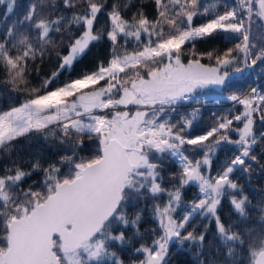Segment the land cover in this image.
I'll use <instances>...</instances> for the list:
<instances>
[{
	"label": "snow or ice",
	"instance_id": "snow-or-ice-1",
	"mask_svg": "<svg viewBox=\"0 0 264 264\" xmlns=\"http://www.w3.org/2000/svg\"><path fill=\"white\" fill-rule=\"evenodd\" d=\"M152 3L149 18L142 6L126 15L133 0H26L20 12L0 0V72L19 97L0 107V264H125L128 251L130 264H169L173 244L194 264H264V188L254 203L236 177L264 172V88L234 83L264 77V0ZM219 36L231 46L196 50ZM104 42L107 57L72 76ZM53 56L33 84L36 61ZM209 88L232 108L193 134L201 108L181 109ZM33 134L63 154L25 157L16 142Z\"/></svg>",
	"mask_w": 264,
	"mask_h": 264
},
{
	"label": "trees",
	"instance_id": "trees-1",
	"mask_svg": "<svg viewBox=\"0 0 264 264\" xmlns=\"http://www.w3.org/2000/svg\"><path fill=\"white\" fill-rule=\"evenodd\" d=\"M26 3V0H18V4L20 7L17 8V12L22 11L24 4ZM134 7L129 10L126 15L128 17L131 16V12L135 11V6H142L145 13L149 16V18L154 17L155 15V7L152 3V0H133ZM5 11L4 6H0V13H3ZM105 21V17L103 14L100 16L99 23L103 24ZM202 22V18H195L194 24H199ZM99 26V25H98ZM231 44L224 40L223 36H219L216 39H211L207 41H196V50L198 52H206L208 50H211L212 48H219L224 49L226 47H230ZM186 48H191V44L186 45ZM107 49L108 45L106 42L102 43L98 47H94L87 56H85L75 67V70L71 73L72 76H76L77 74L86 71L91 70L93 65V62L97 59H104L107 57ZM185 58V62H186ZM203 62L207 63V60H204ZM36 64L39 65V75H37V72L35 68L33 69L30 79L33 84L38 85L40 77L45 76L46 74H50L52 69L54 68L56 64V58L53 56L50 60L45 59L43 64L40 63L39 60L36 61ZM68 76V73L65 72L61 77L60 80H64ZM237 86V88H247L249 84L253 86H259L261 88H264V77H261L259 75V69L256 70L255 74H249L246 75L243 79H238L234 82ZM235 90V89H234ZM221 90L218 89H205L203 90L202 96H207V94L211 92H218L220 93ZM225 96L228 94L227 91L223 93ZM9 96H17L15 102L19 103V97L17 94L10 93L8 91V87L3 83V73L0 72V107H7L9 101ZM210 96H207L208 98L206 100L210 99ZM195 103H190L189 105H186L184 108L181 109V111L190 110L192 107H194ZM201 119L200 121L194 126L193 134H199L202 130H204L205 126L210 124L211 119L213 117V113L221 114L229 111L232 108V105L227 100H221L219 105L216 106H201ZM17 143V148H20L23 146V154L25 157L32 153H39L42 159V163L46 165L48 161L53 159L57 154H63L62 152L58 153V146L56 145H50L47 142L44 141L43 137L39 136L38 134H33L32 138L30 140H20ZM94 146L88 142L85 141L84 148L81 149L80 154L81 155H91L94 151ZM259 149H257L258 151ZM16 153L13 152V158L15 157ZM231 152L226 150H221L218 155L214 158V165L212 168V174H215L216 169L223 163L225 158L227 156H230ZM9 158L6 154L0 153V167H3L6 163H9ZM168 166L165 169V176L167 177V173L170 171H175V164L166 162ZM261 163H264V160L261 161ZM257 171L253 173L251 183L248 182V180L240 173H236V177L240 178V183L245 186L246 191L250 195V197L253 199V202L255 203L256 200L259 199V196L256 195V192H258L260 189L264 188V172H261L259 170V166L257 165ZM42 173H35L33 176L26 181L24 186H27V184L32 183L33 180L39 181ZM196 192V187L194 185L189 186L185 193V200L190 199ZM225 207L223 208L221 214L226 215L228 211V205L227 201L224 202ZM147 208H145V215L147 216ZM199 222V217L196 218V221L194 223ZM147 226V225H146ZM123 259L125 260V264H130V260L133 257L132 253L130 251L122 253ZM169 264H194V252L185 246L183 249L177 247L175 244L171 246L170 254H169Z\"/></svg>",
	"mask_w": 264,
	"mask_h": 264
},
{
	"label": "rangeland",
	"instance_id": "rangeland-1",
	"mask_svg": "<svg viewBox=\"0 0 264 264\" xmlns=\"http://www.w3.org/2000/svg\"><path fill=\"white\" fill-rule=\"evenodd\" d=\"M209 95H211L209 100H211V103H212V100H216V98L218 97L219 93L218 92H211V93L207 94V96H209ZM207 96L206 97L205 96H201V99L205 100V101H209V100H206L208 98ZM214 97H216V98H214ZM218 104H220V103H218Z\"/></svg>",
	"mask_w": 264,
	"mask_h": 264
},
{
	"label": "built area",
	"instance_id": "built-area-1",
	"mask_svg": "<svg viewBox=\"0 0 264 264\" xmlns=\"http://www.w3.org/2000/svg\"><path fill=\"white\" fill-rule=\"evenodd\" d=\"M216 98V97H214ZM207 105H212V106H216V105H219L218 103L215 102V100H212V103H211V100L207 101L206 103H202L200 105H197L195 104L194 107H201V106H207Z\"/></svg>",
	"mask_w": 264,
	"mask_h": 264
}]
</instances>
